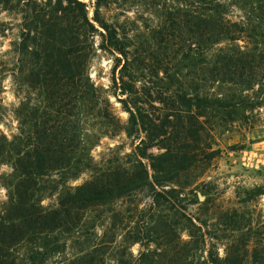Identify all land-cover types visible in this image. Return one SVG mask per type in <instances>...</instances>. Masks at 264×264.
Wrapping results in <instances>:
<instances>
[{
    "label": "rangeland",
    "instance_id": "rangeland-1",
    "mask_svg": "<svg viewBox=\"0 0 264 264\" xmlns=\"http://www.w3.org/2000/svg\"><path fill=\"white\" fill-rule=\"evenodd\" d=\"M20 1L13 8L0 2V132L9 137L20 132L22 117L17 111L24 107L23 114L27 113L43 96L22 79L28 71L25 65L33 61L31 51L37 45L35 38L31 39L34 35L31 20L39 16L37 11L41 6L67 5V0ZM81 1L85 2L88 18L97 28L88 33L90 46L85 52L86 70L99 92V99L87 102L81 110L75 106L72 59L75 17L59 12L63 18L56 30L57 43L69 55L58 59L55 66L62 78L56 90V103L62 105L61 114L69 138L74 139L70 141L74 150L80 141V146L90 155V162L97 169L103 168L110 181H114L118 170L122 172L120 175L138 176V189L86 212L82 219L83 234L87 232L89 240H97L107 232L112 235L113 248L131 245L129 250L138 256V264L146 262L142 254L156 258L159 253L164 257L156 264H175L170 262V257L178 247L183 248L188 264H213L208 260V243H188L192 239L187 228L189 222L179 213L175 217L173 209H169L176 202L178 209L193 215L196 224L215 236L212 239L207 236L215 244L213 256H224L226 240L248 238L243 264H249L253 236L264 228V193L257 194L259 190L264 191V105H246L228 114L218 109L180 104L177 95L194 94L187 84L201 77L200 63L192 65L185 57V32L176 37L169 36L164 29L157 36L159 25L166 17L154 0ZM166 1L167 8L180 4L179 0ZM97 2L101 15L117 30L126 54L101 47L105 30L93 18ZM165 9L162 11L166 14ZM231 11L234 19L243 14L237 7H231ZM165 24L168 27V21ZM30 28L33 29L29 31ZM239 44L246 43L239 40ZM121 77L132 85L131 92L120 93L116 88L115 82L120 84ZM218 85L214 82L197 92L200 96L206 93L221 96L226 89ZM256 89L257 86L254 91L241 88L229 91L264 102V88ZM128 94L142 112L133 134L126 132L129 113L121 101ZM113 116L119 117L122 125L116 133ZM25 118L28 123L29 116ZM10 171L9 165L0 164V212L8 199V189L2 184L1 176ZM92 174L93 170L86 168L75 178L67 179L58 173L52 178L61 188L63 184H82ZM56 194L46 193L42 203H55ZM229 209H236L239 215L233 228L225 229L223 214ZM134 234H138V241L131 244L128 237ZM61 241L66 242L65 251L46 264L57 263L84 247V243L74 242L72 234L64 233ZM106 256L104 264H116L113 256ZM260 264H264V258Z\"/></svg>",
    "mask_w": 264,
    "mask_h": 264
},
{
    "label": "trees",
    "instance_id": "trees-1",
    "mask_svg": "<svg viewBox=\"0 0 264 264\" xmlns=\"http://www.w3.org/2000/svg\"><path fill=\"white\" fill-rule=\"evenodd\" d=\"M160 1L154 0V4L160 7L161 14L166 19L159 25L157 36H161L164 29L168 30L169 36L176 37L184 31L185 57L191 60L192 65L199 62L201 66L200 79H191L187 84L194 94L179 93L177 100L180 104H194L228 114L242 106L264 105L263 100H253L245 94L236 95L229 91L232 88H241L243 91H254L256 86V90L264 88V0H179L180 4L171 5L170 8L165 7L166 0H162V4ZM0 2L9 8L17 7L21 3L20 0ZM48 5V8L39 7V16L35 21L31 20L34 23V35L31 39L35 38L37 45L31 51L33 61L30 65H25L28 71L22 75V79L38 89L43 96L27 113L23 114L24 107L17 111L19 117H22L18 134L9 137L0 132V164L11 167L10 172L1 176L2 184L8 189V199L0 212V264H46L55 255L65 251L66 242L61 241L64 233L72 234L74 242L84 243V247L52 264H104L106 254L113 256L116 264H138V256H134L129 250L131 245L113 248L112 235L107 232L101 238L97 237V240H89L87 232H82V219L86 212L99 206L104 207L111 200L138 189V176L125 173L120 175L122 172L118 170L115 172L118 175L114 181H110L106 177L109 174L103 168L97 169L90 162V155L80 146V141L75 150L70 145V141L74 139L68 136L69 132L61 114L62 105L56 103V90L62 78L55 66L58 59L62 56L66 59V55H69L57 43L56 30L63 18L59 12L75 17L73 88L75 106L80 110L87 102H96L99 99V92L86 70L85 52L90 46L87 35L97 28L89 20L85 2L81 0H67L66 6ZM231 7H237L243 14L239 18H232ZM164 8L166 14L162 11ZM93 18L105 30L102 33L104 42L101 47L126 54L125 45L119 39L117 30L99 12V2ZM31 29L33 28L29 31ZM239 40L246 44L241 46ZM23 44L26 49V43ZM122 79L121 77V83L118 84L114 78L116 88L120 89V93L131 92L132 85ZM214 82L223 86L226 92L221 96L209 93L199 95V88L211 86ZM121 101L126 104L129 113L126 132L133 134L137 131L138 120L142 117L141 108L131 101L129 94L128 98ZM28 116L27 123L25 117ZM112 121L116 133L122 126L120 118L113 116ZM136 147L138 149V145ZM86 168L93 170L92 178L76 186L63 184L58 188L56 179L52 178L54 173L67 179L75 178ZM46 193L50 196L58 193L56 202L43 204ZM262 193L264 191H257V194ZM176 206V202L171 203L169 209H173L175 217L179 213L189 222L187 228L190 229L192 239L188 243H208V260L213 264H243L247 255L244 245L248 238L243 241V236L241 240H226L224 256L215 257L212 253L215 244L210 240L215 236L209 229L203 230L196 224L193 215L186 214ZM238 215L236 209L224 212L225 229L233 228ZM158 216L161 218L160 214ZM256 234L253 236L255 242L249 264H260L264 258V228ZM128 238L132 244L138 241V234ZM182 252L183 248L178 247L170 257V262L188 264L186 254ZM158 255L155 258V255L142 254L145 264L160 262L164 255Z\"/></svg>",
    "mask_w": 264,
    "mask_h": 264
}]
</instances>
